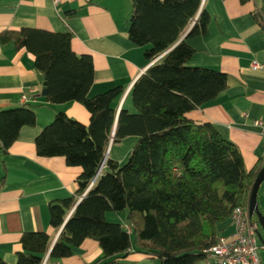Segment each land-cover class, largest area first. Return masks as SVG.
<instances>
[{"label": "trees", "instance_id": "16d2710c", "mask_svg": "<svg viewBox=\"0 0 264 264\" xmlns=\"http://www.w3.org/2000/svg\"><path fill=\"white\" fill-rule=\"evenodd\" d=\"M201 1L133 0L129 37L146 46V59L154 61L129 92L133 112L124 107L117 111L122 86L88 95L95 76L93 58L73 51L71 32L30 27L0 32V43H14L35 56L48 102L78 101L91 114L86 125L60 110L35 140L39 156H63L68 165L83 169L76 194L49 205V222L62 228L49 259L71 256L92 238L103 250L94 264H128L123 258L131 248L155 256L157 264H197L208 257L233 210L248 207L250 188L264 164L247 169L236 144L210 122L186 116L228 86L226 72L187 65L195 50L184 39L205 34L211 20ZM258 20L264 29V17ZM189 25L188 35L181 39ZM36 121L35 111L26 107L0 112V161L21 129ZM129 135L139 140L127 161L107 158L90 186L109 143ZM109 211H127L132 233L107 220ZM259 232L263 233L261 226ZM20 242L23 250L16 264H43L51 246L46 231L24 232ZM0 264L9 263L0 256Z\"/></svg>", "mask_w": 264, "mask_h": 264}, {"label": "crops", "instance_id": "0c3cea01", "mask_svg": "<svg viewBox=\"0 0 264 264\" xmlns=\"http://www.w3.org/2000/svg\"><path fill=\"white\" fill-rule=\"evenodd\" d=\"M201 2L211 20L205 34L184 39L195 50L187 65L226 72L228 86L215 100L186 116L200 123L210 122L224 139L240 148L244 164L251 170L258 162L264 164V135L254 123L264 121V70L252 67L254 61L264 64V29L258 20L264 17V0ZM132 4L133 0H0V32L23 27L71 32L73 51L93 58L95 76L88 95L122 86L117 111L124 107L133 112L129 92L135 79L154 61L146 59V46L132 43L129 37ZM69 11L71 14H67ZM34 58L14 43H0V112L26 107L37 116L36 124L21 129L0 161V256L9 264H16L23 250L20 239L24 232L46 231L51 245L55 243L61 228L55 229L49 222V205L73 197L83 171L80 166L68 165L63 156H39L36 137L60 110L86 125L91 119L90 112L78 101H47V95H43L45 77L36 68ZM138 140V136L129 135L109 143L106 157L126 162ZM259 188L257 201L264 214V182ZM128 217L127 211L106 213L107 220L124 226L129 224ZM233 226L229 219L219 235H231ZM48 255L43 264H94L103 250L97 240L86 238L71 256L49 259ZM123 262L157 264L158 260L131 248ZM197 264L217 262L208 256Z\"/></svg>", "mask_w": 264, "mask_h": 264}, {"label": "built area", "instance_id": "2783aa9c", "mask_svg": "<svg viewBox=\"0 0 264 264\" xmlns=\"http://www.w3.org/2000/svg\"><path fill=\"white\" fill-rule=\"evenodd\" d=\"M53 1L58 3L60 0ZM252 67L264 70V64L257 63L256 61L252 62ZM24 99L27 100L26 97ZM254 123L261 129L264 135V121L256 120ZM106 160L107 157L98 169L90 186L102 174L103 168L106 166ZM248 213V207L237 206L230 217L234 225V232L229 236L219 235L216 243L209 248L207 252L208 256L213 257L217 264H263L260 253L264 249V245L259 238V223ZM126 229L129 234L132 233L129 224L126 225Z\"/></svg>", "mask_w": 264, "mask_h": 264}, {"label": "water", "instance_id": "95a60500", "mask_svg": "<svg viewBox=\"0 0 264 264\" xmlns=\"http://www.w3.org/2000/svg\"><path fill=\"white\" fill-rule=\"evenodd\" d=\"M192 27V25L190 26ZM185 32V34L181 37V39H184L189 31H190V28ZM180 39V40H181ZM46 83V82H45ZM44 83V84H45ZM46 85V84H45ZM43 95H47V87L45 86V88L43 89ZM107 156V155H106ZM255 179H254V182H253V185H252V188L251 189V193H250V197H249V202H248V211H249V215L251 217H256L257 218V221L259 223V226L262 227L263 229V233L260 232V240L262 242V244L264 245V214L262 213V211L260 210V207H259V203H258V192H259V187L261 186V184L264 182V166L258 171L257 175H255ZM82 198V197H81ZM80 198V200H81ZM79 203V202H77ZM62 229V228H61ZM54 245V244H53ZM51 245L50 247L52 248ZM51 248L49 250V253L51 251Z\"/></svg>", "mask_w": 264, "mask_h": 264}, {"label": "rangeland", "instance_id": "374dc122", "mask_svg": "<svg viewBox=\"0 0 264 264\" xmlns=\"http://www.w3.org/2000/svg\"><path fill=\"white\" fill-rule=\"evenodd\" d=\"M108 153H109V149H108V151H107V155H108ZM260 255H261L262 260H263L262 263L264 264V250L261 251Z\"/></svg>", "mask_w": 264, "mask_h": 264}, {"label": "bare ground", "instance_id": "6f19581e", "mask_svg": "<svg viewBox=\"0 0 264 264\" xmlns=\"http://www.w3.org/2000/svg\"><path fill=\"white\" fill-rule=\"evenodd\" d=\"M92 96V95H91Z\"/></svg>", "mask_w": 264, "mask_h": 264}]
</instances>
